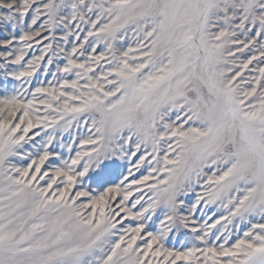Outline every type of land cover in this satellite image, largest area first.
Instances as JSON below:
<instances>
[{
  "label": "snow or ice",
  "instance_id": "1",
  "mask_svg": "<svg viewBox=\"0 0 264 264\" xmlns=\"http://www.w3.org/2000/svg\"><path fill=\"white\" fill-rule=\"evenodd\" d=\"M0 264H264V0H0Z\"/></svg>",
  "mask_w": 264,
  "mask_h": 264
},
{
  "label": "rangeland",
  "instance_id": "2",
  "mask_svg": "<svg viewBox=\"0 0 264 264\" xmlns=\"http://www.w3.org/2000/svg\"><path fill=\"white\" fill-rule=\"evenodd\" d=\"M170 243H171V241H170Z\"/></svg>",
  "mask_w": 264,
  "mask_h": 264
}]
</instances>
